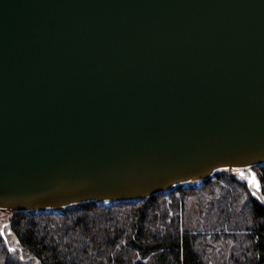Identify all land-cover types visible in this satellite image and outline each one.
I'll list each match as a JSON object with an SVG mask.
<instances>
[{
	"label": "water",
	"instance_id": "water-1",
	"mask_svg": "<svg viewBox=\"0 0 264 264\" xmlns=\"http://www.w3.org/2000/svg\"><path fill=\"white\" fill-rule=\"evenodd\" d=\"M262 164L264 0H0L7 241L16 211L139 200L219 171L264 202Z\"/></svg>",
	"mask_w": 264,
	"mask_h": 264
},
{
	"label": "trees",
	"instance_id": "trees-1",
	"mask_svg": "<svg viewBox=\"0 0 264 264\" xmlns=\"http://www.w3.org/2000/svg\"><path fill=\"white\" fill-rule=\"evenodd\" d=\"M7 238L24 256L0 227V264H264V202L219 171L139 200L16 211Z\"/></svg>",
	"mask_w": 264,
	"mask_h": 264
},
{
	"label": "rangeland",
	"instance_id": "rangeland-1",
	"mask_svg": "<svg viewBox=\"0 0 264 264\" xmlns=\"http://www.w3.org/2000/svg\"><path fill=\"white\" fill-rule=\"evenodd\" d=\"M256 170V169H255ZM7 220V216L5 214L0 213V227L3 224L4 221ZM5 231L7 233V226H5ZM13 243V242H12Z\"/></svg>",
	"mask_w": 264,
	"mask_h": 264
},
{
	"label": "flooded vegetation",
	"instance_id": "flooded-vegetation-1",
	"mask_svg": "<svg viewBox=\"0 0 264 264\" xmlns=\"http://www.w3.org/2000/svg\"><path fill=\"white\" fill-rule=\"evenodd\" d=\"M253 182V181H252Z\"/></svg>",
	"mask_w": 264,
	"mask_h": 264
}]
</instances>
